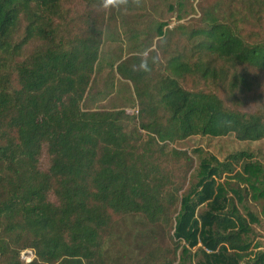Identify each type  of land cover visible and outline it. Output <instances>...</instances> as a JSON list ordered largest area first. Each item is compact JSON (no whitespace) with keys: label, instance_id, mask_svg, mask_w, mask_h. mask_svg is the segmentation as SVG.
<instances>
[{"label":"trees","instance_id":"obj_1","mask_svg":"<svg viewBox=\"0 0 264 264\" xmlns=\"http://www.w3.org/2000/svg\"><path fill=\"white\" fill-rule=\"evenodd\" d=\"M67 1L0 0V250L12 252L7 264H99L116 217L153 225L170 219L177 172L193 164L170 144L193 136L264 140V108L243 107L263 87L264 0H202L199 26L179 27L185 44L162 25L156 49L117 66L134 85L137 113L83 108L110 0H85L92 8L85 28L69 20ZM45 152L50 165L42 170ZM228 158L202 160L198 182L181 198L176 251L202 246L199 264H264V252L254 253L247 239L257 217L243 215L221 181L241 163L253 196L264 197L262 166L248 151ZM24 251L31 261L20 260Z\"/></svg>","mask_w":264,"mask_h":264},{"label":"rangeland","instance_id":"obj_2","mask_svg":"<svg viewBox=\"0 0 264 264\" xmlns=\"http://www.w3.org/2000/svg\"><path fill=\"white\" fill-rule=\"evenodd\" d=\"M202 0H110L106 9L107 24L100 48V58L96 64L94 78L89 94L83 102L88 110H118L129 112L139 110V99L136 97L134 85L124 79L117 66L133 55H140L156 49L161 41L159 28L163 31L175 29L174 43L188 41L186 32L179 29L186 26L192 29L199 26L202 15ZM64 11L69 20L80 22L85 28L84 17L91 11L85 0H68ZM263 87L256 89L243 107L254 110L264 108V73L260 76ZM181 151H187L193 158L190 170L180 169L177 178V198L166 223L153 225L143 217H116L113 226L104 239V252L99 264H199L204 261L202 246L183 255L182 248L176 251L177 240L174 237L176 218L180 211L181 198L198 182V172L203 159L216 157L220 161L228 160L229 156L239 151H248L254 155L263 172L259 179L264 180V140L258 142L239 141L234 135L214 138L193 136L186 140L176 141L169 145ZM214 165L216 163H213ZM50 157L45 152L40 159V168L47 170ZM241 163H234V171L225 173L221 181L224 183L228 196L232 197L243 215L253 213L258 221L252 223V231L247 237L252 242V251L264 252V197H254L256 193L241 176ZM260 187L261 184L259 183ZM233 189H238L243 196L239 201ZM197 200V197L195 198ZM208 206L200 205L197 215L203 214ZM201 245V244H200ZM31 249V248H30ZM8 256L0 250V264H7ZM253 254L251 255V257ZM21 260V256H20ZM241 264H248L242 261Z\"/></svg>","mask_w":264,"mask_h":264},{"label":"built area","instance_id":"obj_3","mask_svg":"<svg viewBox=\"0 0 264 264\" xmlns=\"http://www.w3.org/2000/svg\"><path fill=\"white\" fill-rule=\"evenodd\" d=\"M21 258H22L23 260H27V261L29 262V261L32 260L33 255H31L28 251H24V252H22V254H21Z\"/></svg>","mask_w":264,"mask_h":264}]
</instances>
